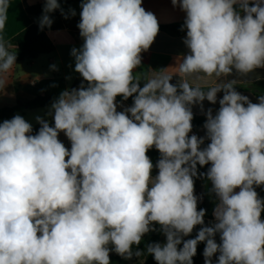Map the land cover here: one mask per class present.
I'll use <instances>...</instances> for the list:
<instances>
[{"label": "clouds", "instance_id": "9594fccd", "mask_svg": "<svg viewBox=\"0 0 264 264\" xmlns=\"http://www.w3.org/2000/svg\"><path fill=\"white\" fill-rule=\"evenodd\" d=\"M10 2L0 0V31ZM172 4L186 13L189 50L178 59L177 84L166 69L143 87L133 75L159 31L142 0H84V43L71 54L87 87L62 92L51 106L54 126L38 117L35 135L20 115L0 123V264H110V244L131 259L143 254L132 246L153 223L166 236L146 248L157 264H193L200 242L205 264L217 253V264H264V199L254 187L264 185V95L252 103L226 79L264 68V0ZM59 7L46 0L41 24L50 26L47 13ZM15 64L0 40V91ZM200 73L220 82L207 91L188 82ZM221 91L220 108L215 116L208 110L204 125L210 143L201 148L204 138L189 136L191 106L215 104ZM117 96L134 97L133 105L118 112ZM153 147L161 154L155 177L146 154ZM209 163L216 223L183 240L204 224L193 178L197 164Z\"/></svg>", "mask_w": 264, "mask_h": 264}, {"label": "crops", "instance_id": "0c3cea01", "mask_svg": "<svg viewBox=\"0 0 264 264\" xmlns=\"http://www.w3.org/2000/svg\"><path fill=\"white\" fill-rule=\"evenodd\" d=\"M45 2L46 0H11L5 28L0 31V40L9 50L13 49V46L8 43L16 34L25 29L30 22L37 23L54 46L51 53L41 54L30 60L18 61L9 73L4 74L9 83L0 91V109L10 108L17 101H30L43 95L50 97L48 106L15 113L8 119L11 120L14 116L20 115L32 127L38 123V117L43 120H50L53 116L51 114L52 104L60 97L62 92L69 90L78 74L75 71V58L71 54L72 49H80L84 43L78 28L82 11L79 0H58L60 7L47 13L52 20L50 26L41 24L42 17L45 15ZM36 5L41 6V12L35 16H28L25 9ZM141 6L156 16L159 27L184 23L186 18V13L181 10L179 5L174 6L172 0H142ZM73 11L75 12L74 15ZM243 14L241 12L242 16ZM185 38L186 33L180 36H171L161 30L158 31L150 48L141 53V65L134 69L133 75L139 80L140 87L144 86V80L160 75L163 69H166L169 75H173L171 83H178L180 79L176 67L179 63L178 59L189 52L184 44ZM226 79H235L237 82L234 86L235 90L247 96L252 103H258L259 97L264 95V68L256 69L248 76H240L234 71ZM187 80L193 86H199L205 91L220 82L214 75L209 77L203 73L189 76ZM223 94V91L217 93L215 104L204 100L202 105H192L193 115L202 117L206 123L208 110L211 109L212 115H216L220 108L219 100L222 99ZM115 102L118 112L129 108L122 96H117ZM193 134L198 138H204V141L210 143L204 126L196 130L192 129L189 135ZM58 139L67 148L66 135L63 132L59 133ZM234 191L238 192L239 188ZM206 221L211 222L212 225L216 223L214 212L212 219ZM186 237L184 236L183 239ZM160 241L162 245L166 243L164 233L160 236ZM139 246L140 244L133 245L132 251L134 253L138 251ZM108 247L110 248L109 256L117 254L114 250H111L113 248L111 244Z\"/></svg>", "mask_w": 264, "mask_h": 264}, {"label": "trees", "instance_id": "16d2710c", "mask_svg": "<svg viewBox=\"0 0 264 264\" xmlns=\"http://www.w3.org/2000/svg\"><path fill=\"white\" fill-rule=\"evenodd\" d=\"M80 4L84 2V0H79ZM237 10L239 6H235ZM28 16H35L41 12V6L36 5L32 7H27L25 9ZM184 23L180 24H173L165 27H159V30L171 35V36H180L186 33V29L182 30ZM9 45L13 46V49H9L8 51L12 54H16V62L23 61V60H30L36 58L38 55L41 54H48L51 53L54 49L52 42L47 38L41 26L37 23L30 22V24L16 34L8 43ZM86 87L87 82L83 80L82 76L78 73L74 82L70 86L69 90L72 89H79L81 86ZM124 101L131 107L134 102V97H129L127 100ZM50 104V97L48 95L38 96L30 101H17L14 106L10 108H3L0 109V123L5 120H8L12 117L15 113H22L26 110H31L35 108H42L48 106ZM47 121L50 126H54V117L52 116L50 120ZM192 129L196 130L200 127H203L205 122L202 117H197L193 115ZM41 124L38 122L35 126L32 127V135L38 133ZM191 136V135H189ZM66 143L67 148L70 150L71 148V141L66 136ZM209 142L204 141L201 145V148L207 147ZM150 160L153 163L152 175L155 177L158 174V169L155 167L158 160L161 158V154L159 151L153 147L148 150L146 153ZM211 167V164H207L205 166H200L197 164V176L194 177V195H198L199 191L201 193V199L198 198L197 209H204L206 214L204 216L205 220H211L212 214L218 203V198L216 197L215 193L211 190L212 185L211 182L207 178V171ZM255 190L258 193V196L261 199H264V185L261 186H254ZM261 220L264 221V211L261 213ZM152 227L155 229L154 231H150L149 233L145 234L142 237L140 246L138 251L143 252L141 256H133L131 259H125L118 254L110 255V264H157L154 257L151 254H148L146 248L148 245L159 243L160 236L163 232L160 229V226L156 223H153ZM202 228L201 225H197L194 227L191 234H189L183 240L194 239L199 230ZM216 242L220 243V236L219 233L216 234L214 237ZM162 245V244H161ZM205 242H200L197 245V252L196 255L192 258L193 264H201V259L203 255V251L205 249ZM178 247H182V244ZM219 253L215 254L213 257L212 264H217V258Z\"/></svg>", "mask_w": 264, "mask_h": 264}, {"label": "rangeland", "instance_id": "374dc122", "mask_svg": "<svg viewBox=\"0 0 264 264\" xmlns=\"http://www.w3.org/2000/svg\"><path fill=\"white\" fill-rule=\"evenodd\" d=\"M28 120V119H27ZM197 197L199 198V199H201V193H200V191H199V193H198V195H197ZM202 227H205V226H212V224H211V222H209V221H204V224L203 225H201ZM204 252V251H203ZM214 257V256H213ZM213 257H212V261H213ZM201 264H205V257H204V255H202V259H201Z\"/></svg>", "mask_w": 264, "mask_h": 264}, {"label": "water", "instance_id": "95a60500", "mask_svg": "<svg viewBox=\"0 0 264 264\" xmlns=\"http://www.w3.org/2000/svg\"><path fill=\"white\" fill-rule=\"evenodd\" d=\"M86 87H87V85H86Z\"/></svg>", "mask_w": 264, "mask_h": 264}]
</instances>
